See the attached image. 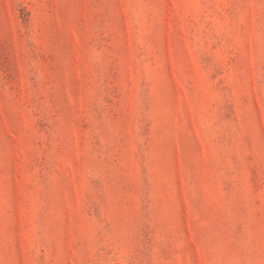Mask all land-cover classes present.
Segmentation results:
<instances>
[{
    "label": "rangeland",
    "instance_id": "374dc122",
    "mask_svg": "<svg viewBox=\"0 0 264 264\" xmlns=\"http://www.w3.org/2000/svg\"><path fill=\"white\" fill-rule=\"evenodd\" d=\"M0 264H264V0H0Z\"/></svg>",
    "mask_w": 264,
    "mask_h": 264
}]
</instances>
